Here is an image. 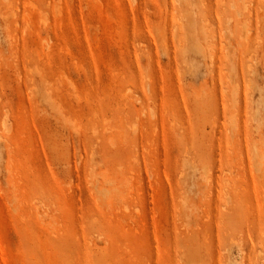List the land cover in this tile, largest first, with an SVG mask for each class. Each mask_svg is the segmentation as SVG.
I'll use <instances>...</instances> for the list:
<instances>
[{
    "label": "rangeland",
    "instance_id": "374dc122",
    "mask_svg": "<svg viewBox=\"0 0 264 264\" xmlns=\"http://www.w3.org/2000/svg\"><path fill=\"white\" fill-rule=\"evenodd\" d=\"M0 264H264V0H0Z\"/></svg>",
    "mask_w": 264,
    "mask_h": 264
}]
</instances>
